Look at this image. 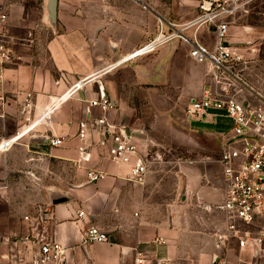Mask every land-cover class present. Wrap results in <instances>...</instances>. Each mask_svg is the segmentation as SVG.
Listing matches in <instances>:
<instances>
[{
  "label": "crops",
  "instance_id": "crops-1",
  "mask_svg": "<svg viewBox=\"0 0 264 264\" xmlns=\"http://www.w3.org/2000/svg\"><path fill=\"white\" fill-rule=\"evenodd\" d=\"M47 4L40 0L43 18L30 21L31 30L22 38L31 57L7 66L0 79V144L19 135L12 145L0 147V210H34L21 222L13 221L11 212L0 211V264H22L24 257L36 254L40 239L66 248L64 264H263L264 252L256 256L252 248H241L236 240L219 243L216 236L228 223L220 207L226 182L218 161L224 130L217 129L228 118L187 112L202 94L205 65L193 60L188 47L177 40L153 54L124 60L153 39L158 19L183 24L195 18L199 0H58L55 25L48 20ZM0 5L7 9L4 0ZM20 9L23 13L25 6ZM20 19L26 27L27 19ZM46 23L52 30H39ZM237 27L231 25L232 34L246 39L247 27ZM203 28L211 34L206 43L212 47L213 29L200 31ZM136 71L156 88H184L183 80L195 83V76L196 83L201 82L184 113L194 131L214 138L193 146L198 156L166 159L149 128L139 126L127 105ZM89 76L93 79L80 92L62 100L75 82ZM103 94L115 103L113 110L103 112L92 105ZM102 118L116 130L122 125L140 153L152 161L143 184L132 178L130 164L111 159L113 142L100 130ZM83 121L88 124L85 139L79 137ZM54 137L63 142L52 146ZM83 145L85 154L80 151ZM56 164L64 171L66 166L74 170V175H64L65 185L60 187L52 183L58 176ZM18 172L36 178L31 189L20 185L9 190ZM56 191L69 200L52 204ZM40 211L45 217L38 221ZM79 211L85 215L79 217ZM92 225L106 232L109 241L83 244V234ZM30 227L37 237L21 239Z\"/></svg>",
  "mask_w": 264,
  "mask_h": 264
},
{
  "label": "built area",
  "instance_id": "built-area-1",
  "mask_svg": "<svg viewBox=\"0 0 264 264\" xmlns=\"http://www.w3.org/2000/svg\"><path fill=\"white\" fill-rule=\"evenodd\" d=\"M246 3L241 0H199V14L195 18L183 24L160 19L155 38L132 51L124 60L153 53L162 45L179 40L189 46L193 60L209 66L211 81L204 86L201 96L191 101L187 112L200 117L219 113L232 122L231 127L220 133L218 161L226 182L224 202L220 207L225 211L228 223L225 232L216 236L219 243L236 240L241 248L250 247L259 256L264 252V96L251 93V99L243 98V86L246 84L240 79L237 69L244 58L238 46L230 43L229 18L243 10ZM8 23V13L0 5V79L4 69L16 64L20 58L17 46L23 40L12 34ZM202 27L213 29L211 48L199 39ZM118 64L111 65L110 69ZM92 79L89 76L75 82L62 100L80 92ZM26 105L31 106L30 99ZM92 105L103 112L115 108V103L107 94L93 100ZM98 122L101 132L112 138L111 159L130 164L132 178L143 184L152 162L150 158L140 153L122 125L116 130L103 118ZM87 128V122L80 123L81 139L86 138ZM18 136L0 144V147L12 145ZM62 142L63 138L50 139L52 146ZM80 151L85 154L87 146L80 147ZM78 215L83 217L85 212L79 211ZM44 217L45 213L40 211L36 218L41 221ZM107 241L108 234L92 225L85 230L82 243ZM1 243L3 239L0 238ZM38 244L36 254L31 258L24 257L22 264H64V246L50 239H40Z\"/></svg>",
  "mask_w": 264,
  "mask_h": 264
},
{
  "label": "rangeland",
  "instance_id": "rangeland-1",
  "mask_svg": "<svg viewBox=\"0 0 264 264\" xmlns=\"http://www.w3.org/2000/svg\"><path fill=\"white\" fill-rule=\"evenodd\" d=\"M241 2H247L244 9L229 18V21L231 25L238 26L237 29L239 30L244 31L246 30L245 27H247L248 35L246 39L241 40L244 36L234 33L232 34V30H230V38L233 41L238 42L237 46L238 48L240 47L239 51L244 58V61L237 69L240 79L246 84L245 87L243 86V98L251 99V93H259L264 96V0H241ZM4 3L7 8V13L10 15V24L13 28V31L11 32L18 38L28 36V33L31 30L29 25L32 23L30 21H35L36 19L39 20L40 17L41 19L43 18L40 0H4ZM22 6H25V11L23 13L20 11L22 10L20 9ZM21 15L28 21H25L27 25H25L26 27H23L22 24L19 23L21 22ZM48 26V23H46L45 27L41 25L39 30H52ZM158 26L159 19L157 21L156 35L158 32ZM210 35V32H205V29L203 28L200 31L199 39L207 45L206 42L211 41ZM155 36L153 38H155ZM19 42L20 43L17 46V54L20 58L17 59V63L23 62L24 58H29L31 57L29 55L32 54L31 48H28L27 45H23V40L22 42ZM177 42H179V40H177ZM181 43L184 44L183 42ZM186 46L188 47L189 53L190 48L188 45ZM203 65H205V67L201 66V72L205 74L206 85L210 83L211 77L209 66H206V64ZM191 74L192 70L189 72L190 76ZM135 79L133 87H129V89L127 88L130 91L129 99H131L127 105L129 106L132 115L139 123V126H147L149 128L151 136L155 141H158V146L163 149V156L166 159L190 160L194 156H198V153L196 155V152L193 150L195 144H202L204 146L207 143L214 141V138L209 134L206 135L194 131L189 126L186 119H184L186 118L184 113L189 104L188 101L196 96L195 91L202 85L201 82L196 83V76L194 78L195 83L192 82L190 78H185L183 80L186 84L184 88L176 85L161 86L157 88L149 86L142 78H140V73L138 71L135 73ZM185 81L188 82L186 83ZM219 125L220 126L217 127L218 130H227L232 126V122L230 119L222 120V123ZM55 170L57 171L58 176H56L57 179L52 181V183H55L58 187L65 185L64 183H61L64 179V175L67 177L74 175L73 168L69 166H66V171H64L62 165L56 164ZM35 179L36 178L31 174L27 175V173L19 172L14 173L9 190L16 191L20 185H23L25 190L31 189ZM22 188L23 187H21V189ZM61 194L65 195L62 191L53 192L50 202H52V198ZM0 211L11 212L12 214L10 213V217H13V221L21 222L28 219L29 216H27V214L33 213L34 210H14V212L11 210ZM29 221L30 224L35 222L31 217ZM32 230L33 228L30 227V230L21 235L22 238H20L25 241L36 238L38 234H33Z\"/></svg>",
  "mask_w": 264,
  "mask_h": 264
},
{
  "label": "water",
  "instance_id": "water-1",
  "mask_svg": "<svg viewBox=\"0 0 264 264\" xmlns=\"http://www.w3.org/2000/svg\"><path fill=\"white\" fill-rule=\"evenodd\" d=\"M57 8H58V0H48V4H47L48 20L52 25L56 24ZM230 43L235 46L238 45V42H230ZM68 200H69L68 196L61 194L52 198V204H58Z\"/></svg>",
  "mask_w": 264,
  "mask_h": 264
}]
</instances>
